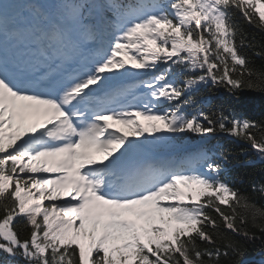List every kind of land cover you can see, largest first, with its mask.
<instances>
[{"label":"snow or ice","instance_id":"snow-or-ice-1","mask_svg":"<svg viewBox=\"0 0 264 264\" xmlns=\"http://www.w3.org/2000/svg\"><path fill=\"white\" fill-rule=\"evenodd\" d=\"M234 13L264 31V0L0 3V264H222L243 255L225 230L258 239L264 184L230 186V150L177 154L185 134H222L264 159V124L187 96L209 82L264 93ZM28 35L54 54L9 59L4 42Z\"/></svg>","mask_w":264,"mask_h":264},{"label":"trees","instance_id":"trees-1","mask_svg":"<svg viewBox=\"0 0 264 264\" xmlns=\"http://www.w3.org/2000/svg\"><path fill=\"white\" fill-rule=\"evenodd\" d=\"M233 22L237 26L238 34L237 43L244 41V46L240 51L250 61V67L259 73H264V57L256 55V53H264V31L248 24L240 13L233 14ZM189 74H185L187 77ZM195 76L196 74H191ZM222 89V88H221ZM240 99L234 100L224 90H220L208 83V86L198 85L193 92V99L198 100L202 108L207 112H214L217 109H234L235 113L242 118H248L257 123L264 124V93L244 91L239 93ZM218 137L215 147L221 150H230L234 153L229 157V162L225 164L224 174L227 175V182L235 189H239L242 193L248 194L252 192L253 184H264V159L255 153L245 144H236L229 140V136L215 135ZM229 138V139H228ZM198 139L192 134H186L183 139L176 143L189 142ZM254 157V158H253ZM253 199L259 205L264 206V197L258 194H252ZM226 207V206H222ZM248 229L256 234L258 239L254 241L245 240L243 237L225 230L226 235L240 246L243 255H230L227 258L222 257V264H259L256 259L264 257V232L253 226L251 222L247 225ZM26 235L27 232L21 233ZM218 246L224 248L226 241L218 240ZM255 258L254 261L250 259Z\"/></svg>","mask_w":264,"mask_h":264}]
</instances>
